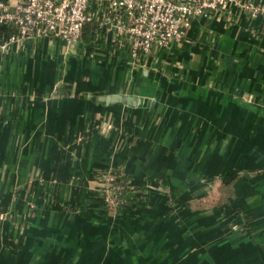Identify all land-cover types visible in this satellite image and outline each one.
Returning <instances> with one entry per match:
<instances>
[{
	"label": "crops",
	"instance_id": "crops-1",
	"mask_svg": "<svg viewBox=\"0 0 264 264\" xmlns=\"http://www.w3.org/2000/svg\"><path fill=\"white\" fill-rule=\"evenodd\" d=\"M84 36L0 50V264H264V12L136 59ZM107 170L143 198L108 209Z\"/></svg>",
	"mask_w": 264,
	"mask_h": 264
},
{
	"label": "built area",
	"instance_id": "built-area-1",
	"mask_svg": "<svg viewBox=\"0 0 264 264\" xmlns=\"http://www.w3.org/2000/svg\"><path fill=\"white\" fill-rule=\"evenodd\" d=\"M234 5L251 17L264 12V5L244 0H0V50L11 54L40 38H60L72 50L86 45V28L94 24L92 45L99 47L109 36L116 49H128L136 59L185 39L197 17L231 11ZM99 188L110 210L144 195L124 170L103 172Z\"/></svg>",
	"mask_w": 264,
	"mask_h": 264
},
{
	"label": "water",
	"instance_id": "water-1",
	"mask_svg": "<svg viewBox=\"0 0 264 264\" xmlns=\"http://www.w3.org/2000/svg\"><path fill=\"white\" fill-rule=\"evenodd\" d=\"M5 53V52H4ZM138 69H141L142 72H145L147 75H149V73H151L150 69L146 68V67H141L138 66ZM130 71L134 72L135 69H130ZM103 101H106L108 103H129V104H135V99L133 96L128 95L126 93H122V94H110V95H106L104 97L101 98ZM233 100L235 102L241 103V104H245L248 106H251L252 104H254L253 102L244 99V98H240V97H236L233 96Z\"/></svg>",
	"mask_w": 264,
	"mask_h": 264
},
{
	"label": "trees",
	"instance_id": "trees-1",
	"mask_svg": "<svg viewBox=\"0 0 264 264\" xmlns=\"http://www.w3.org/2000/svg\"><path fill=\"white\" fill-rule=\"evenodd\" d=\"M89 26H90V25H89ZM91 26L95 28V25H94V24H91ZM228 186H229V185H224V184H223L221 187H223V188H227Z\"/></svg>",
	"mask_w": 264,
	"mask_h": 264
}]
</instances>
